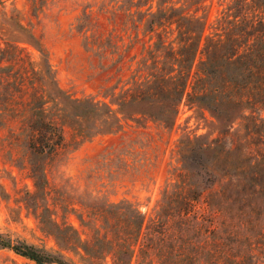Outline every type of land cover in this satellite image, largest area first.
Listing matches in <instances>:
<instances>
[{"label": "trees", "instance_id": "1", "mask_svg": "<svg viewBox=\"0 0 264 264\" xmlns=\"http://www.w3.org/2000/svg\"><path fill=\"white\" fill-rule=\"evenodd\" d=\"M5 1L0 0V6ZM180 1L116 0L110 8H101L104 24L98 25L88 14L78 19L77 29L98 56L107 82L115 78L103 92L109 100L62 89L46 52L26 38L22 24L26 36L3 41L0 156L30 180V185L18 189V210L31 215L54 245L30 242L0 229V249L35 264H76L69 252L83 261L110 254L118 262L122 254L125 264L135 256L141 260L138 264H153L148 254L158 250L157 242L162 244L167 236L161 217L157 214L145 233L144 217L131 204L92 206L77 200L62 165L83 142L121 131L126 120L146 118L172 128L184 98L190 106H204L217 117L236 105L258 106L256 100L264 92V0H230L209 32L206 19L197 13L207 0H197L192 13ZM24 42L38 49V60L21 45ZM216 141L197 136L179 140L181 165L159 210L175 206L186 214L214 203L197 190L193 153L210 151ZM9 199L0 182V203Z\"/></svg>", "mask_w": 264, "mask_h": 264}, {"label": "rangeland", "instance_id": "2", "mask_svg": "<svg viewBox=\"0 0 264 264\" xmlns=\"http://www.w3.org/2000/svg\"><path fill=\"white\" fill-rule=\"evenodd\" d=\"M116 0H6L0 6V67L5 40L24 37L26 27L35 46L43 49L58 85L74 95H91L96 99L108 91L106 74L99 58L86 46L85 34L77 25L85 15L104 24L101 8ZM197 0H181L190 13ZM230 0H207L197 13L207 21V32ZM146 26L139 29L142 37ZM147 37H145L146 39ZM29 55L39 59L38 49L22 43ZM140 44L136 45L139 51ZM257 107L235 106L216 116L200 105L190 106L184 98L172 128L141 118L126 120L121 131L99 134L83 142L67 160L62 170L69 178L77 200L88 205L131 204L144 217L142 231L150 232L158 214L165 222L166 239L157 242L158 250L148 256L153 264H264V92ZM197 136L199 140L215 138L210 151L193 153L199 173L197 190L214 203L200 205L189 213L173 206L159 210L165 190L171 188L180 162L179 140ZM187 154V153H186ZM188 155L192 153L188 152ZM0 182L10 193L9 202L0 203V229L11 231L37 244L54 245L37 227L18 200L24 184L30 180L0 156ZM74 223L77 221L72 218ZM160 243V244H159ZM93 250L95 246L90 245ZM76 264H125L127 257L118 254L81 260L69 252ZM136 256L131 264H138ZM149 264L142 262L140 264ZM0 264H35L7 249H0Z\"/></svg>", "mask_w": 264, "mask_h": 264}]
</instances>
